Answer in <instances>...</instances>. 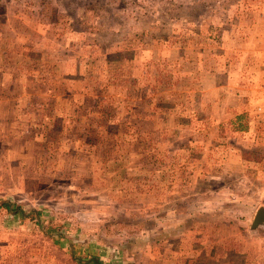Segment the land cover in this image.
<instances>
[{
	"label": "rangeland",
	"instance_id": "rangeland-1",
	"mask_svg": "<svg viewBox=\"0 0 264 264\" xmlns=\"http://www.w3.org/2000/svg\"><path fill=\"white\" fill-rule=\"evenodd\" d=\"M4 200L0 264H254L264 0H0Z\"/></svg>",
	"mask_w": 264,
	"mask_h": 264
},
{
	"label": "trees",
	"instance_id": "trees-1",
	"mask_svg": "<svg viewBox=\"0 0 264 264\" xmlns=\"http://www.w3.org/2000/svg\"><path fill=\"white\" fill-rule=\"evenodd\" d=\"M0 207L6 208L9 211H14V212H18L20 210V207H13V204L11 203L10 200H4L2 202H0ZM96 264H105L102 260L96 258L94 259Z\"/></svg>",
	"mask_w": 264,
	"mask_h": 264
},
{
	"label": "water",
	"instance_id": "water-1",
	"mask_svg": "<svg viewBox=\"0 0 264 264\" xmlns=\"http://www.w3.org/2000/svg\"><path fill=\"white\" fill-rule=\"evenodd\" d=\"M264 221V208L259 209V211L257 212V215L254 219L253 224L257 225L260 222Z\"/></svg>",
	"mask_w": 264,
	"mask_h": 264
},
{
	"label": "crops",
	"instance_id": "crops-1",
	"mask_svg": "<svg viewBox=\"0 0 264 264\" xmlns=\"http://www.w3.org/2000/svg\"><path fill=\"white\" fill-rule=\"evenodd\" d=\"M262 239V238H261ZM257 244V243H256ZM260 246L261 247H264V241H261L260 242ZM262 252H264V251H262ZM264 257V254H260V257L258 258V260H256L255 261V263L254 264H264V260H262V258Z\"/></svg>",
	"mask_w": 264,
	"mask_h": 264
},
{
	"label": "flooded vegetation",
	"instance_id": "flooded-vegetation-1",
	"mask_svg": "<svg viewBox=\"0 0 264 264\" xmlns=\"http://www.w3.org/2000/svg\"><path fill=\"white\" fill-rule=\"evenodd\" d=\"M264 222V221H263Z\"/></svg>",
	"mask_w": 264,
	"mask_h": 264
}]
</instances>
